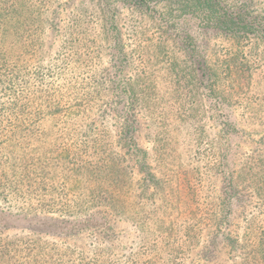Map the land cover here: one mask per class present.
I'll return each instance as SVG.
<instances>
[{
  "label": "rangeland",
  "instance_id": "1",
  "mask_svg": "<svg viewBox=\"0 0 264 264\" xmlns=\"http://www.w3.org/2000/svg\"><path fill=\"white\" fill-rule=\"evenodd\" d=\"M220 1L221 9L229 13L242 7L246 18L230 27L217 26L182 12L175 0L146 4L131 0H0V28L10 35L5 49L24 57L11 68L19 65L27 71L56 62L72 20L89 29L84 37L93 51L85 52L69 76L79 93L94 89L95 106L83 124H96L90 139L104 144L110 157L117 156L109 162L114 164L112 168L100 166L103 146L96 150L92 141L90 157L77 168L70 156L83 138L76 133L83 128L66 125L73 109L64 115L65 108L75 102L70 93L57 96L63 109L54 120L42 123L37 135L19 138L16 148L1 151L0 242L4 247L38 254L39 261L33 264H89V254L97 246L112 244L121 252L125 248L134 254L144 238L148 241L151 235L164 233L160 239L164 244L183 248L191 244L197 249L182 260H159L158 264H231L236 257L240 263L239 253H233L226 238L242 235L248 211L257 215L254 199L251 207L236 208L229 227L207 229L199 217L192 216L190 207L175 209L177 202L171 197L179 192L148 194L153 187L165 192L171 189L164 183L166 170L175 175L188 172L207 156L217 162L222 149L232 155L238 174L247 161L258 185L264 158V0ZM5 6L17 10L4 16ZM18 28L26 31L23 45H14L11 31L18 32ZM33 48L39 49L38 59L30 57ZM1 86L0 78V99ZM221 113L228 123L219 122ZM152 145L168 150L169 157L165 152L150 158L140 153L150 152ZM53 150L56 154L63 151L60 163L47 160L53 158ZM25 161L41 173L34 171L28 180L18 179L15 166ZM145 162L156 174L153 187L144 188L147 184L140 170ZM113 177L122 183L113 182ZM252 194L255 198L257 193ZM192 209L200 211L199 204ZM88 215L100 229L77 228ZM41 217L53 221L41 225L35 220ZM59 218L66 222L69 234L44 231ZM139 226L146 231H139ZM39 228L42 231H35ZM144 259L141 264L148 261ZM22 260L12 261L21 264Z\"/></svg>",
  "mask_w": 264,
  "mask_h": 264
},
{
  "label": "trees",
  "instance_id": "2",
  "mask_svg": "<svg viewBox=\"0 0 264 264\" xmlns=\"http://www.w3.org/2000/svg\"><path fill=\"white\" fill-rule=\"evenodd\" d=\"M133 4H146L153 0H131ZM172 1V0H171ZM182 12H189V14H195L200 17L201 20H206L207 22H214L217 26L230 27L238 23V19L246 18L244 9L242 7L237 8L235 13H229L227 10L221 9L223 2L220 0H175ZM10 6L3 7L6 16L9 12L15 11V9H10ZM223 8V7H222ZM17 10V9H16ZM2 14L0 13V16ZM2 16V17H4ZM1 19V18H0ZM1 23V22H0ZM70 31L66 32L67 37L64 39L62 45L58 51V57L56 62H50L46 67L35 68L34 70H25V68L20 69L19 65L15 68H11L12 64L21 61L24 57L23 55L14 56L13 53H8L5 49L7 38L10 36L6 31L7 29L0 28V78L2 82L1 91L3 97L0 99V160L2 158L1 151H9V148H16V141L20 139L23 140L24 136L31 134H38L42 130V123L50 120H54L55 117L62 111L61 99L57 96H62L70 93L72 100H74L73 106H67L64 115L68 114L67 109L72 108L73 112L70 113L69 120L66 125L75 128H83L81 132H77L76 135L82 134L83 138H80L79 145L75 148L76 152L71 154L70 160L74 161V165L77 168H82L86 162L84 158H89L88 152L91 150V143L93 138L90 139V134H94L95 129L92 127H97L96 124L88 123L83 124L90 117V112L94 108L93 103V91H88V89H83L80 93L75 88V82H73L69 76L72 68L75 67L82 56L85 55L87 50L93 51V47L90 46L84 37V35H89V29L83 27L78 20H72ZM81 27V28H80ZM12 28V26L10 27ZM38 30V29H37ZM15 42L17 44H25L27 35L26 31L18 28V32L11 31ZM97 36V35H96ZM31 37V36H29ZM28 37V38H29ZM25 39V40H24ZM24 40V42H23ZM39 49L33 48V55L30 57L38 59ZM26 58H28V53H26ZM93 58V56H92ZM52 64L51 66H49ZM8 91V93H6ZM71 91V92H70ZM6 97V98H4ZM224 107V106H223ZM219 122L228 123L229 120L227 116L221 113L219 116ZM59 121V119H56ZM224 130V128H222ZM225 131V130H224ZM224 134H227L225 131ZM20 138V139H19ZM34 141H40V138H34ZM129 147L132 148L133 140L131 135L128 136ZM103 146L104 157L100 160L99 165L105 166V168H112L114 164L109 163L114 161L115 157H110L104 144L93 141L92 147L99 150ZM150 152L140 151L143 156H148L149 158L157 153H164V155L169 157L168 150L157 149L156 146H151ZM56 150L53 158L47 157V160L53 163H60V158H62L63 151L56 154ZM138 150H135V154ZM14 151L11 149V154ZM68 157V156H66ZM217 158L219 161L214 162L210 156L205 159L199 160L203 163L200 166L197 165L192 167L190 171L183 172L181 174H173L166 170L163 174L164 183L170 184L171 189L164 191L162 188L153 187V183L156 179V174L153 170H150L149 165L145 162L141 165V172L143 173V183L147 184L144 188L153 187V191L148 192V194H175L174 191L179 192L177 196L173 195L177 202V208L190 207L192 216L199 217V221L203 222L204 228H211L213 225H219L225 228V226L231 225V219L236 208L241 206H250L252 200L256 202L255 208L258 209L256 216L252 212H247L244 215L242 222V235H236L232 239L226 238L228 242L231 243V249L235 255L239 253V261L236 259L231 260V264H264V158L262 159V164L260 165L259 177L257 178L258 185L254 184L251 169L249 164L245 161L242 171L238 174L235 169H233L234 164L232 163V155L226 149H222L218 154ZM9 159V156H8ZM63 159V158H62ZM0 161V165H2ZM112 164V165H111ZM96 166V164H94ZM16 168V169H15ZM15 175L18 179H26L30 177V174H34V171H39L36 167L28 166L26 161L23 164L17 163L15 166ZM116 168V167H115ZM0 175H4L2 170ZM41 173V171H39ZM55 176H52L53 180ZM180 177V178H178ZM175 180H178V184L173 186ZM113 182L118 184L122 183L121 180L112 178ZM22 182V181H21ZM183 184V186H182ZM261 191V193H259ZM252 192L257 194L253 198ZM202 194L204 196L203 201H200ZM98 201L95 200V205ZM200 206V211L193 210L196 209V205ZM124 213L121 209H118ZM125 214V213H124ZM114 215H120L114 214ZM96 217V216H95ZM41 225L46 224L47 221L52 222L53 219L50 218H38L35 219ZM214 223V224H213ZM80 229H90L96 228L100 229L96 220L92 219L91 216H87L86 219L81 223ZM139 231H146L140 228ZM42 231L41 228L35 231ZM107 230V229H106ZM44 231L62 234H69L66 222L62 219H54V226L45 228ZM81 231V230H80ZM162 231V230H158ZM163 235H151V238L147 241L146 238L143 239L142 246L136 250L134 254L126 252L125 248L121 250L115 245H107L106 248L97 246V249L91 251L88 257L89 264H141L140 259L143 257L148 260L145 264H158L159 260L167 262L171 259L176 261L182 260L187 254H190L197 248L191 246V244H185L184 248L182 245L162 243L160 240ZM224 237V236H223ZM222 237V238H223ZM25 241V242H23ZM21 241L26 244L27 240ZM147 241V243H146ZM213 247V245L208 246V248ZM142 249L144 252H142ZM215 248H210L209 250L214 252ZM29 250V249H28ZM125 251V252H124ZM17 251L9 250L3 246L0 242V264H19L16 261H12L13 258H24L21 264H33L37 263L39 258H36L38 254L31 253L30 251L26 253H16ZM142 255L140 256V253ZM128 253V254H127ZM22 255V256H21ZM64 257H67L65 253ZM82 259V258H81ZM84 259V258H83ZM145 260V259H144ZM19 261V259H18ZM15 262V263H14ZM175 264V263H173ZM176 264H180L177 262Z\"/></svg>",
  "mask_w": 264,
  "mask_h": 264
}]
</instances>
